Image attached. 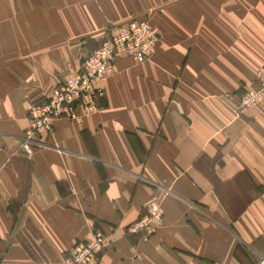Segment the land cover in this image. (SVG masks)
I'll return each instance as SVG.
<instances>
[{
    "label": "crops",
    "instance_id": "1",
    "mask_svg": "<svg viewBox=\"0 0 264 264\" xmlns=\"http://www.w3.org/2000/svg\"><path fill=\"white\" fill-rule=\"evenodd\" d=\"M149 18L148 61L116 60L98 110L21 150L31 104L119 25ZM264 0H0V264H264ZM150 203L162 216L128 233Z\"/></svg>",
    "mask_w": 264,
    "mask_h": 264
},
{
    "label": "built area",
    "instance_id": "2",
    "mask_svg": "<svg viewBox=\"0 0 264 264\" xmlns=\"http://www.w3.org/2000/svg\"><path fill=\"white\" fill-rule=\"evenodd\" d=\"M159 42V33L149 18L131 20L119 25L100 46L81 63L77 74L54 89L44 104H31L27 110L29 126L21 137V150L29 157L37 138L52 131L53 122H79L98 110V100L104 96L100 82L114 74L116 60L130 58L136 63L148 61ZM258 88L246 92L240 108H247L264 100V67L259 73ZM158 205L150 203L145 214L128 228V233L148 237L161 219ZM108 242L104 234L95 231L85 242L76 243L64 258V264H98L100 253Z\"/></svg>",
    "mask_w": 264,
    "mask_h": 264
},
{
    "label": "trees",
    "instance_id": "3",
    "mask_svg": "<svg viewBox=\"0 0 264 264\" xmlns=\"http://www.w3.org/2000/svg\"><path fill=\"white\" fill-rule=\"evenodd\" d=\"M141 236V235H140Z\"/></svg>",
    "mask_w": 264,
    "mask_h": 264
}]
</instances>
